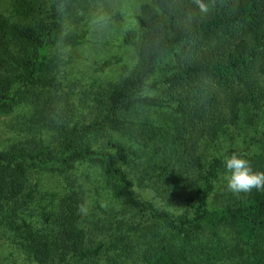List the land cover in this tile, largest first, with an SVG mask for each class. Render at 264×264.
I'll list each match as a JSON object with an SVG mask.
<instances>
[{
    "label": "trees",
    "instance_id": "trees-1",
    "mask_svg": "<svg viewBox=\"0 0 264 264\" xmlns=\"http://www.w3.org/2000/svg\"><path fill=\"white\" fill-rule=\"evenodd\" d=\"M87 1L12 0L15 20L0 23V115L29 106L35 113L31 122L56 130L50 143L19 141L0 150L2 228L37 264H102L110 252L119 258L108 256L106 264H123L126 255H136L140 264H193L194 237L206 230L229 232L237 244L260 253L255 259L264 264V191L241 192L237 204L211 208L215 181L226 164L222 157L205 163L201 152L203 142H215L237 125L242 110L264 106V0H204L207 13L194 0L144 5L140 28L128 37L137 53L134 69L105 91L93 122L55 125L62 106L46 96V89L53 86V71L67 59L63 50L83 42L66 26ZM165 104L175 113L166 128L126 126L137 108ZM107 130L127 131L145 147L153 143L157 160L147 162L145 176L156 173L153 185L170 177L165 192L178 185L188 188L191 216L175 217L137 195L123 167L142 154L121 143L109 150L87 144V137ZM83 162L101 169L114 198L135 213L139 225L128 226L124 213L84 226L88 191L74 173ZM38 172L64 176L62 191L46 205L32 181ZM35 215L39 219L33 222ZM136 231H141L138 239H146L139 246L132 242ZM94 232L103 239L93 238Z\"/></svg>",
    "mask_w": 264,
    "mask_h": 264
},
{
    "label": "rangeland",
    "instance_id": "rangeland-1",
    "mask_svg": "<svg viewBox=\"0 0 264 264\" xmlns=\"http://www.w3.org/2000/svg\"><path fill=\"white\" fill-rule=\"evenodd\" d=\"M154 1L89 0L83 8L77 9L69 20L66 31L80 36L83 42L63 50L67 59L53 71V86L46 89V96L57 99L62 106V114L54 116L55 125L90 124L98 116L101 101L105 99V91L129 75L137 64L136 49L128 42V37L140 28L142 7ZM11 19L15 20L14 14L12 15V0H0V23L12 21ZM144 94L161 96L160 93ZM165 105L137 108L129 117L126 126L139 129L144 124H149L155 129L166 128L172 124L175 113L171 104ZM34 115V110L29 106H21L11 114L0 115V150L19 141L50 143L54 140L56 130L31 122ZM85 140L95 149L109 150L112 143H121L142 154L139 158L131 156L130 165L123 167L135 182L137 195L141 199L150 200L160 210H166L175 217L191 216V209L185 201L188 188L182 190L178 185L176 191L165 192L164 189L171 186L170 177H167L166 183L153 185L151 181L156 180V173L151 177L145 176L144 168L148 163L157 160L153 158V143L150 147H145L136 143L127 131L114 130L92 134ZM201 152L204 154L205 163L216 157L225 160L236 154L247 159L254 171L264 172V106L259 110H242L237 125L231 126L217 141L203 142ZM74 173L84 181L88 191L85 208L87 221L84 223L87 229L99 221L107 223L110 215H119L121 218L124 213L128 226L139 225L140 219L135 213L128 212L122 203L114 198L113 187L99 167L83 162L76 166ZM228 175L230 173L225 165L210 196L211 208L235 205L241 200L240 193L235 194L228 190L225 179ZM186 178L187 175L184 176V181ZM63 179L64 176L47 172L32 175L33 183L38 185L41 192V204L46 205L58 197L62 191ZM145 185L148 188L144 187ZM157 188H160V191H157ZM152 190L162 195L155 194ZM38 219L37 215L32 218L33 222ZM3 224L0 223V264H37L21 250L13 234L2 228ZM132 234L133 244L139 246L146 241L145 238H137L142 237L141 231ZM143 234L147 232L144 230ZM92 237L103 239L98 232H94ZM194 238L193 264H260V261L255 259L256 255L262 257L260 253L252 250L247 244H237L229 232L219 230L215 233L206 230ZM182 245V238L177 234V246L180 248ZM108 256L119 258L110 252L102 264H106ZM109 262L112 263L108 260ZM122 262L140 264L136 255H126L122 257Z\"/></svg>",
    "mask_w": 264,
    "mask_h": 264
},
{
    "label": "clouds",
    "instance_id": "clouds-1",
    "mask_svg": "<svg viewBox=\"0 0 264 264\" xmlns=\"http://www.w3.org/2000/svg\"><path fill=\"white\" fill-rule=\"evenodd\" d=\"M194 2L201 13L209 11V5L204 0H194ZM225 164L230 173L225 177L229 191L235 194L249 193L253 189L264 191V172L254 171L247 159L233 154L225 159Z\"/></svg>",
    "mask_w": 264,
    "mask_h": 264
}]
</instances>
